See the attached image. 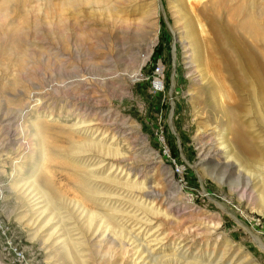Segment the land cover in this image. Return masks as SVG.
Masks as SVG:
<instances>
[{
  "label": "rangeland",
  "instance_id": "1",
  "mask_svg": "<svg viewBox=\"0 0 264 264\" xmlns=\"http://www.w3.org/2000/svg\"><path fill=\"white\" fill-rule=\"evenodd\" d=\"M203 1L0 0V264H264V88Z\"/></svg>",
  "mask_w": 264,
  "mask_h": 264
},
{
  "label": "bare ground",
  "instance_id": "2",
  "mask_svg": "<svg viewBox=\"0 0 264 264\" xmlns=\"http://www.w3.org/2000/svg\"><path fill=\"white\" fill-rule=\"evenodd\" d=\"M203 9L207 26L215 35L220 60L233 69L236 86L248 77L264 88V7L256 0H204ZM235 142L239 151L252 149L240 126Z\"/></svg>",
  "mask_w": 264,
  "mask_h": 264
}]
</instances>
